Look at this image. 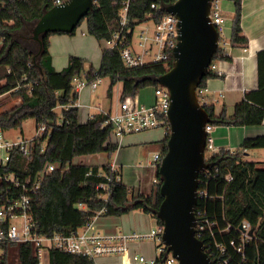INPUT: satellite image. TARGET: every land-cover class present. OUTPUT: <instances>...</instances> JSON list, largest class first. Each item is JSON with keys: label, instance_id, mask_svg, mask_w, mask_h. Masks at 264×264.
<instances>
[{"label": "trees", "instance_id": "obj_1", "mask_svg": "<svg viewBox=\"0 0 264 264\" xmlns=\"http://www.w3.org/2000/svg\"><path fill=\"white\" fill-rule=\"evenodd\" d=\"M177 0H132L129 9L130 24L124 31L129 42L132 41L136 26L148 20L153 13L152 4L162 6L154 18L165 15L167 8ZM235 8L232 23L231 47L246 50L249 40L242 28V0H226ZM116 0H95L93 9L83 22L87 23L88 34L99 43L113 39L119 29L120 11L115 7ZM54 8L53 0H0V96L10 92L21 99L20 105L0 114V130H22L23 123L34 120L36 127L47 126V140L44 152L43 142L36 145L32 163L18 153L0 172L14 173L23 181L29 176L35 178L47 165L55 164L59 169L44 174L40 188L30 196L29 215L33 221V234L53 237H67L90 225L97 217H121L133 211H142L157 219L163 198L160 194L161 177L157 166L155 191L151 196H133L123 181H118V174H111L110 164L102 167L75 163L77 158L106 153L111 157L119 149L113 142L112 126H104L107 118L97 114L93 119L81 123L80 111L74 105L79 95L72 81L82 76L86 61L71 57L69 65L59 75L64 78V85L57 87L50 83V78L57 75L52 65L49 52L50 37L42 35L40 41L33 39V31L42 16ZM132 30L127 33V30ZM76 31L70 35H74ZM103 48L100 68L90 66L87 80L109 78L108 95L113 88L122 83L121 102L135 98L148 87H161L158 79L174 65V58L168 61L149 63L139 68L128 69L121 59V50ZM228 55L221 51L215 57L227 60ZM258 89L247 93L242 102L235 107L232 117L223 111L215 114V106L206 105L205 109L212 118V127H257L264 123V49L257 54ZM221 78L214 70H209L199 87L207 88L210 80ZM61 109V113L57 109ZM165 139L162 141V153L167 151L170 135L166 120ZM210 137V135H209ZM210 139V138H209ZM264 149V135L246 139L240 150L231 152L219 150L212 156L205 176L200 173L199 190H206L208 199H199L198 210H205L207 218L215 223L204 238H199L205 252L212 248L217 257L230 260V264H264V169L263 163L246 162L244 155L250 150ZM109 177V180L107 179ZM231 178V180H229ZM108 188H101L102 185ZM13 196L21 198L25 192L13 191ZM214 197V200L211 199ZM247 221L251 225L252 235L248 242H243L241 225ZM223 245L227 252L223 255L217 250ZM4 254L0 264H9V251L17 249L19 264H39L37 250L29 243L15 244L4 242ZM241 249V251H239ZM209 254V253H208ZM210 255V254H209ZM211 256V255H210ZM213 260V258L211 257ZM165 257H158L153 264H164ZM49 264H94L85 256L68 253L59 248L49 250Z\"/></svg>", "mask_w": 264, "mask_h": 264}, {"label": "built area", "instance_id": "obj_2", "mask_svg": "<svg viewBox=\"0 0 264 264\" xmlns=\"http://www.w3.org/2000/svg\"><path fill=\"white\" fill-rule=\"evenodd\" d=\"M67 1L69 0H53L54 7L63 5ZM131 2L132 0H116L115 7L120 11L121 21L119 29L116 30L113 39L104 43L106 48L112 50L119 44L122 45L124 48L121 50V59L125 67L128 69L139 68L149 63L168 61L170 56L174 58L173 52L178 43L177 32L179 20L168 12L165 15H158L154 18V15L162 9V6L152 4L151 9L153 13L147 18L148 20H152L155 24L156 30L153 42L159 48V52L155 55H151L148 44L152 39L150 38L148 31L142 32L140 41L138 42L139 49L135 47L133 38L132 41L129 42L126 36H124V31L130 24L128 14ZM223 13L221 0H214L211 7L210 18L220 34L219 51L222 50L224 54H227V42L221 37L224 32L223 24L225 23ZM131 32L132 30H127L128 34ZM211 69L215 70L214 64L211 66L210 70ZM89 70L90 65L86 64L82 76L76 77L72 81L74 89L78 95L87 88L95 90L101 83L100 78H97L94 81L87 80ZM207 93L208 88L200 91L198 89L199 102L201 105L204 103V107L209 105ZM154 95L156 99L150 105L142 103L137 97H135L127 98L125 101L121 102L119 111L115 114H105L102 110L99 111V114H103L107 118L104 126L113 127L112 138H117L121 141L124 137L129 135L145 133L161 127L166 128V120L168 121L167 114L170 107L169 92L163 87H158L155 88ZM222 96L223 95H221V97ZM201 99L203 103L201 102ZM77 102L74 105L65 107V109L68 110L71 107H78ZM215 102H218V100H215ZM80 106L81 105H79V107ZM94 117L95 116L90 119H93ZM206 130L210 135L213 127L208 125ZM6 134L7 132L0 130V170H3L8 164H10L12 156H14L15 153L22 155L24 159L27 160L28 165H30L33 161L32 158L37 143L47 138L46 141L43 142L44 146L40 150L41 152H44L47 140L50 137V134L47 135V126L45 125L36 127V134L32 139L22 138L19 140H11L6 138ZM218 151L219 150H216L213 147L209 139L205 152V159L208 164L212 156ZM163 157L164 156L161 154H156L154 156L153 161L157 164L156 166L160 165ZM58 169V165L49 164L47 165V168L43 172L38 173L35 178L29 176L25 181H23L22 177L17 176L14 173L7 174L5 172H0V258L5 252L2 247L4 242L15 244L29 243L37 250L39 264H44L42 258L43 250H50L52 248H59L71 254L88 257L94 262V264H96L99 257L118 255L128 256L130 251L129 243L151 241L156 245V251L159 254V257H165L164 264H178L177 260L172 256V253L168 252V248L163 243V225L158 226L155 230H152L147 234L130 233L127 235H101L95 232L92 226L93 221L90 225L79 232L73 233L67 237L60 235L47 237L33 234L32 229L34 228V224L29 215L31 201L30 196H28L27 193H36L41 186L44 174L55 172ZM208 169L202 173H204L205 176L210 177V174H207ZM110 171L111 174L117 175L119 173V169L116 165H110ZM117 178L118 181L122 180L119 174ZM107 179L109 180V177H107ZM229 180H231V178H229ZM101 188L107 189L108 185L104 184ZM19 189H22L25 192V195L21 198H16L17 196H13L12 193ZM198 196L199 199L209 198L206 190H198ZM211 199L214 200V197H211ZM195 216L197 237L204 238L207 231H210L211 236H214L212 229L213 226H215V223L207 218V212L205 210L197 211L196 208ZM19 219L23 221L21 228H18V226L14 224V221ZM241 230H243L242 241L248 242L250 239L249 232L251 230L250 223L244 221L241 225ZM217 250L223 255L227 252L223 245H217ZM207 251L211 255L210 256L206 252L210 258H213V260H211L214 264H230V260L217 257L215 252H212V248H208ZM239 251H241V249ZM132 259L136 264L147 263V260L143 255L135 254L132 256Z\"/></svg>", "mask_w": 264, "mask_h": 264}, {"label": "water", "instance_id": "obj_3", "mask_svg": "<svg viewBox=\"0 0 264 264\" xmlns=\"http://www.w3.org/2000/svg\"><path fill=\"white\" fill-rule=\"evenodd\" d=\"M214 0H177L167 12L178 20L174 65L158 84L170 95L167 151L159 165L163 201L156 212L163 243L178 264H214L196 235L199 176L209 168L205 159L212 118L198 98V89L219 52L220 34L210 12ZM95 0H69L46 12L33 39L74 33L93 9ZM253 231L250 232L252 235Z\"/></svg>", "mask_w": 264, "mask_h": 264}, {"label": "crops", "instance_id": "obj_4", "mask_svg": "<svg viewBox=\"0 0 264 264\" xmlns=\"http://www.w3.org/2000/svg\"><path fill=\"white\" fill-rule=\"evenodd\" d=\"M230 5H232L231 2ZM242 28L244 35L249 40L248 48L246 50L232 47L227 49L228 59L218 60L214 64V71L221 78L210 80L207 83L209 105L215 106L216 116H220L225 111L227 117H232L235 107L243 101L245 95L258 89L257 54L264 49V0H242ZM49 41L52 65L57 72V75L49 79L51 84L57 87L64 85V78L59 74L68 67L71 57H78L95 69L100 68L103 56V44L88 34L86 22L82 26H79L74 35L54 34L50 37ZM97 88L95 90L87 88L79 94L78 107L76 108L81 113V123H85L91 117L99 114L100 112L97 111L99 109L105 114H115L119 111L120 105L115 111L112 107L103 110L101 104L98 105L99 107H92L89 100ZM221 95L223 96L221 97ZM121 96L122 89L120 101ZM139 98L144 104L151 102L145 96H139ZM18 99L13 108L20 105L21 99ZM155 99L154 95V101ZM215 100H218V102H215ZM79 105L81 106L79 107ZM92 109L96 112L93 113ZM2 113L0 112V114ZM82 114L84 115L82 116ZM212 132L210 141H212L216 150L234 152L240 150L246 139L263 136L264 123L257 127L217 126L215 129L213 128ZM164 139L165 135L156 130L145 132L141 136L129 135L121 141L113 138V142L119 145V149L113 154L115 155V160L108 164L117 166L123 183L129 187L133 196H151L155 191L157 164L154 163L153 158L156 154L162 153V141ZM145 149H149V154H151V159L146 164L141 159ZM255 151H257L255 153L259 157L253 161H249L246 159L249 156L248 153L250 151H248L244 155V160L246 162L264 163L262 161L264 159L260 157L264 156L262 154L264 149H257ZM83 158L85 157L77 158L76 160ZM82 161L79 163L86 164ZM87 165L89 164L87 163ZM126 170H133L132 173L134 175L126 174ZM92 226L95 232L101 235H127L130 233L147 234L155 230L158 227V223L152 216L142 211H133L121 217H98L94 220ZM144 242L129 243L130 251L128 256L99 257L96 264H136L132 259V256L135 254L143 255L147 260L146 264H153L159 257L156 245L151 242L153 244L152 250L143 252L139 248Z\"/></svg>", "mask_w": 264, "mask_h": 264}, {"label": "rangeland", "instance_id": "obj_5", "mask_svg": "<svg viewBox=\"0 0 264 264\" xmlns=\"http://www.w3.org/2000/svg\"><path fill=\"white\" fill-rule=\"evenodd\" d=\"M232 5H230L229 1L221 0V7L223 9V12H224L223 15L225 17V23L223 24L224 32L221 37L227 42V46H226L227 49L231 47L230 45H231V35H232V23L234 20V13H235V8ZM83 23L84 22H82L80 26H82ZM155 30H156L155 24L152 20H148V21L142 22L141 24L137 25L134 30V34H133V41H134L135 47L139 49L138 42L140 41V36L142 35L143 31H148L149 36L152 39V41L148 44V48L151 51L150 54L151 55L157 54L159 52V48L153 42L154 37H155V34H154ZM103 48H106L105 44H103ZM101 82L102 83L99 85L97 90L94 91V93L92 94L91 99L89 100L90 104L92 105L93 108L99 107L98 105L101 104L103 110H107L112 107L113 110L115 111V109L120 105V102H121L120 93L122 89V84L121 83L117 84L112 90V96L109 97L108 90L110 87V79L101 78ZM3 84L4 82L0 83V86H3ZM154 92H155V87L145 88L139 92V94L137 95V98L140 100L139 96H142V97L145 96L149 101H151V102L145 103L149 105L154 101ZM18 98L19 97H15L11 95L10 93L1 95L0 96V112L2 113L5 111H8L9 109H12L16 101L19 100ZM201 102H202V99H201ZM92 111L93 113L96 112L93 109ZM97 111H100V109ZM57 112L60 114L61 109L58 108ZM83 115L84 114H82V116ZM213 128L215 129V127ZM156 131L162 132L164 135L166 134V130L163 127L156 129ZM35 134H36V123L34 120H28L23 123L22 130H11L7 132L6 138L11 139V140H19L22 138L32 139L35 137ZM143 134L145 133L135 134L133 136H141ZM212 134L213 132L210 133V137H209L210 139H211ZM211 144L214 147V144L212 143V141H211ZM255 152L257 151L250 150V152L248 153L249 156H247L246 159H248L249 161H253L257 157H259L257 156V153ZM262 152H263L262 154H264V151ZM260 157L264 159V156H260ZM141 159L144 161L143 163L145 164L150 161L151 154H149V149L144 150ZM81 160H83L82 162H85L86 164L88 163L89 165H92V166L102 167L104 165H107L108 163H111V161L115 160V155H112L111 157H109L108 154L102 153V154H98L94 156H85V158L83 159L76 160V163H79ZM260 169H264V163L260 166ZM132 171L133 170L131 171L126 170V174H130L131 176H133L134 174L132 173ZM14 224L18 226V228H21V226L23 225V221L21 219L15 220ZM152 247H153V244L151 243V241H145L144 244H142V246H140L139 249L145 252L146 250H150V249L152 250ZM143 252H140V253H143ZM42 258H43L44 264H49V250H43ZM9 264H19L16 248H12L9 251Z\"/></svg>", "mask_w": 264, "mask_h": 264}]
</instances>
